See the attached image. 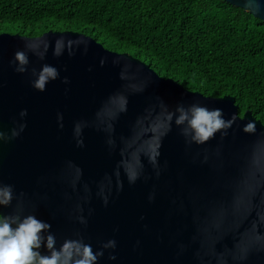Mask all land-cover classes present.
Masks as SVG:
<instances>
[{
  "label": "water",
  "instance_id": "obj_1",
  "mask_svg": "<svg viewBox=\"0 0 264 264\" xmlns=\"http://www.w3.org/2000/svg\"><path fill=\"white\" fill-rule=\"evenodd\" d=\"M223 1L264 21V0ZM18 51L29 58L24 73ZM44 65L59 75L40 91ZM194 103L238 119L204 144L175 119L168 131V112ZM239 108L80 32L2 33L0 184L14 199L0 217L18 206L36 215L57 248L83 237L104 251L97 264H264V124ZM249 121L253 132L243 131ZM110 240L116 247L102 249Z\"/></svg>",
  "mask_w": 264,
  "mask_h": 264
},
{
  "label": "trees",
  "instance_id": "obj_2",
  "mask_svg": "<svg viewBox=\"0 0 264 264\" xmlns=\"http://www.w3.org/2000/svg\"><path fill=\"white\" fill-rule=\"evenodd\" d=\"M91 36L264 124V21L223 0H0V34Z\"/></svg>",
  "mask_w": 264,
  "mask_h": 264
},
{
  "label": "clouds",
  "instance_id": "obj_3",
  "mask_svg": "<svg viewBox=\"0 0 264 264\" xmlns=\"http://www.w3.org/2000/svg\"><path fill=\"white\" fill-rule=\"evenodd\" d=\"M54 54L59 56L61 53L55 50ZM15 60L19 63L16 71L26 72V66L29 64L28 55L24 51H18L15 54ZM58 75L55 67L44 65L33 86L44 91L47 83L57 79ZM26 114L25 110L21 116ZM173 119L177 126H182V134L190 138V142L204 144L213 139L217 133H221L222 136L227 135V130L232 127L238 117L233 115L230 120H225L222 109H209L194 103L187 108L178 105L175 112H168V131H171ZM24 127L25 125H21V130ZM243 131H255V123L249 121ZM16 135L18 133L13 131V136ZM0 137L5 138L4 134H0ZM158 155L159 152L154 153L153 161ZM13 199V186L0 184V206H10ZM79 220L81 223H87L83 216L79 217ZM51 227V224L38 219L34 214L23 215L19 206L14 213L2 215L0 217V264H97L98 259L103 257L104 251L94 252L92 246L84 242L83 237L65 239L57 248V240L51 233ZM115 247L116 241L110 240L102 246V249ZM41 248H45L47 254H42ZM109 258L116 259L114 255Z\"/></svg>",
  "mask_w": 264,
  "mask_h": 264
}]
</instances>
